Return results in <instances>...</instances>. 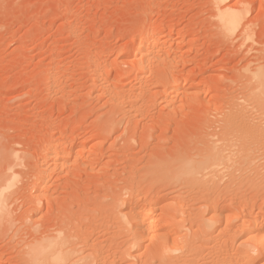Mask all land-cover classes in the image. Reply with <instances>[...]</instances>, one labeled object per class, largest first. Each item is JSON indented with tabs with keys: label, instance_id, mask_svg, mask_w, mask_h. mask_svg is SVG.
Instances as JSON below:
<instances>
[{
	"label": "rangeland",
	"instance_id": "1",
	"mask_svg": "<svg viewBox=\"0 0 264 264\" xmlns=\"http://www.w3.org/2000/svg\"><path fill=\"white\" fill-rule=\"evenodd\" d=\"M262 67L264 0H0V172L18 175L0 264H29L30 230L60 232L65 264H264V102L247 104ZM240 103L263 130L233 137L222 188H205L172 156L196 157ZM61 198L71 210L47 215Z\"/></svg>",
	"mask_w": 264,
	"mask_h": 264
},
{
	"label": "bare ground",
	"instance_id": "2",
	"mask_svg": "<svg viewBox=\"0 0 264 264\" xmlns=\"http://www.w3.org/2000/svg\"><path fill=\"white\" fill-rule=\"evenodd\" d=\"M223 1L225 2L226 0H223ZM218 2H219V0H218ZM230 8L227 7L226 10H223L222 9L223 11H220L221 13H219V16H220L219 18H221V20L220 19L219 20L222 21L220 23H222V26L225 28L226 31H228L227 29H232V31H234L235 28L239 26V24L241 23V20L243 19V18L241 19V16H242L241 14H240L241 16L238 15L237 13H235V11H231ZM229 31H231V30H229ZM254 79L258 82V84L261 87L264 88V68L263 67L262 68H259V71H257L256 74L254 75ZM263 88H262V92L261 93H258V94H255L251 99H249L247 101V104H249V105H251V104L262 105V102H264V100H263L264 99L263 98L264 89ZM245 104H246V102H245ZM245 104L244 105L243 104L241 105V103H240L239 105H237V108H236V109H238V114L237 115H233V116H230L228 118L226 117L227 119L224 121L225 123H224V127H223V130L221 131V133L220 132H217L216 130L215 131H213V130L212 131H206V132L202 133L201 137H199V139L197 141L198 142V146H197L196 150H197L198 153L196 154V157H195V155H191V154L190 155L187 154L188 156H186V155H184L183 152H180V154H176V155L174 154L172 156L173 157L172 161H174L175 163H179V165L183 169L187 168L190 173H193L194 178L197 179V180H198V178L200 176H205L206 175V177H207V174L208 175H211L213 178L210 181L203 182V184L201 183V185H203L205 188L220 187L219 184H221L220 181L222 179L221 176L223 174V171H222L223 166L225 165V162L228 159H231L232 156H233V153H230V150L232 148L238 146V145L239 146L242 145V143H243L240 140H234L235 142H233L231 139L233 137H236L237 136L238 138L239 137H242V140H245L247 142H248V140L249 141H254V140H256L257 137H259V133L261 132V130H263L262 125L260 123H256L254 120H251V118H249V116L246 115V114H248L247 113V109H248L247 107H248V105L245 106ZM177 113H179V112L176 111V115H177ZM215 129H216V126H215ZM213 137H218V138L215 139V140H213L212 139ZM205 140H207V141L210 140V142L208 143L207 148H202V146H205V145H203L201 143H203ZM199 144L202 145V146H200ZM53 149H55V148H53ZM157 151H159V150L157 149ZM53 152H51L52 153L51 156H53ZM71 153H73V152L72 151H67L66 152V155L63 158L64 159L63 161H67L68 158L72 155ZM186 153H188V152H186ZM47 154H49V153H47ZM47 154H46V156H47ZM60 154L61 153L58 150L57 155L59 156ZM49 156H47V157H49ZM198 157H199V159H197ZM57 158L58 157H54L53 156V157L48 158V159L54 161ZM149 160H152V159H148V162H149ZM150 162H152V161H150ZM15 164H14V166L16 167ZM51 164H52V166H50ZM59 164H60V162H59ZM46 165H48V167L49 166L50 167H53L54 163H50V164L49 163H46ZM12 166L9 167L8 170H10V169H13L14 170V168H12ZM45 167H47V166H45ZM56 167H58V165ZM49 168H47V169L50 170ZM51 170H52V168H51ZM10 172L11 173L7 172V170L5 172H3V171L0 172V222L6 216V213H7L6 210L8 209L7 208L5 210V208L7 207L6 205L8 204V202H9V200L11 198V191L17 185L16 183H17V179H18L17 176L18 175L16 173H12L11 170H10ZM47 172L48 171H46V169H45V172L44 171L43 172L41 171L40 173H38V175H39V177H40V179H41L42 182H39L38 183V185L40 187L38 185L37 186L39 188H37L34 185V187H36V189H38L39 194L37 193L35 196L33 194L32 195L35 198H37L38 200L39 199H42L41 198L42 195H43L42 192H43V189L45 188V187L43 188V185H44L43 182L45 181V180L43 181V179L46 178V175L48 176ZM220 188H222V187H220ZM34 190H35V188H34ZM33 196H32L31 199L27 200L28 202L26 201L27 203H25L24 205H22L23 206V209L25 211L26 210H28V211L31 210V208L35 206L36 202H38V201H35L36 199ZM224 197H225V195H224ZM66 204H67V202H66ZM66 204L64 203V201L62 200V198H61V201L60 200H58V201L55 200V201L49 203L48 208H47L48 209L47 210V213H48L47 215H50V214H52L55 211H58V212L62 213V216L66 215L71 210V208L68 205H66ZM217 205L218 204L216 203V205H214L213 207L215 209L218 208V210H219L220 207H218ZM222 205H223V203H222ZM219 206H220V204H219ZM215 209H212V210L214 211ZM218 210H215L214 212H216V211L218 212ZM26 213H27V211H26ZM36 213H38V212H36ZM141 214H143V210L139 211L136 208H132L131 211L129 210V213L127 212V219L131 223V225L134 226V225L137 224V220L139 219V217L141 216ZM213 216H214V214H213ZM213 216H212V218L210 217L208 219V221H207L208 223L213 221V219L215 217V216L214 217ZM45 217L44 218H41L40 221L42 222L43 220H45ZM60 218L62 219L61 225H63V223H65V220H63L62 217H60ZM40 221H39V223H40ZM58 223H60V222L59 221L57 223L55 222V227H57L56 225ZM205 224H206V222H205ZM212 225H213V223H212ZM35 226L38 227V224H35ZM35 226H33V227H35ZM44 227H46V226H44ZM35 229L32 230V231H35ZM44 229H46V228H44ZM39 230H41V229H39ZM30 232H31V230H30ZM30 232L27 235L28 238L25 239L26 240V243H24L25 244L24 246H26V250L23 253H20L19 252V254H18L20 256L22 254L23 257L28 261L29 264H45V263H47V264H65L68 261L69 252L66 251L67 249L64 248L65 241L63 240V238L61 237V235L60 236L57 235V233H60V232H57V233L54 232L53 233L50 230H46V231H42V232H40V231L38 232L37 231V232H34V233H32V232L30 233ZM25 240H23V241H25ZM242 252H245V251H242ZM244 257H243V259H244ZM226 260H228V259H226ZM25 262H24V264H25ZM233 262H234V260L232 261V263ZM240 262H241V260H240Z\"/></svg>",
	"mask_w": 264,
	"mask_h": 264
}]
</instances>
